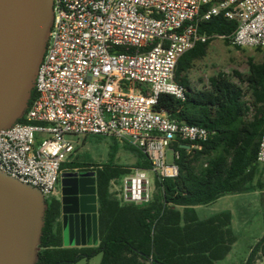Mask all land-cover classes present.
<instances>
[{
  "label": "built area",
  "instance_id": "obj_1",
  "mask_svg": "<svg viewBox=\"0 0 264 264\" xmlns=\"http://www.w3.org/2000/svg\"><path fill=\"white\" fill-rule=\"evenodd\" d=\"M214 1L53 0L35 98L23 123L0 131V172L37 188L45 200L56 198L61 175L71 171L63 166L76 151L69 138L109 137L141 151L151 165L149 172L133 169L121 180L119 200L149 203V173L178 175L171 146L200 145L209 136L155 110L161 95L185 99L175 69L185 53L210 39L199 33L200 24L222 15L236 23L231 46L264 49V0L210 6ZM256 163L264 165V132Z\"/></svg>",
  "mask_w": 264,
  "mask_h": 264
},
{
  "label": "trees",
  "instance_id": "obj_2",
  "mask_svg": "<svg viewBox=\"0 0 264 264\" xmlns=\"http://www.w3.org/2000/svg\"><path fill=\"white\" fill-rule=\"evenodd\" d=\"M223 1L215 0L210 6ZM235 29L236 23L222 15L202 22L199 33L210 39L185 53L175 69V82L186 90L185 99L161 95L155 107L179 123L204 128L209 135L207 141L171 146L178 154L173 161L178 175L172 179L154 177L156 192L144 205L124 204L111 192L113 182L130 175L133 169L151 170L144 153L129 147L138 155L134 166L95 167L97 247H64L61 204L55 198L46 200L37 264H72L98 255L100 264H217L230 255L238 241L232 229V214L226 211L200 220L195 207L254 190L251 183L259 167L256 156L264 132V49H259L262 62L249 60L247 75L236 73L238 83L219 75L209 80V86L196 89L189 72L195 62L207 56L214 39L222 38L230 45ZM34 98L33 91L29 105ZM23 122L24 119L19 121ZM117 150L115 145L113 154ZM63 168L83 167L75 159ZM260 260L264 261V236L251 247L243 264H257Z\"/></svg>",
  "mask_w": 264,
  "mask_h": 264
},
{
  "label": "water",
  "instance_id": "obj_3",
  "mask_svg": "<svg viewBox=\"0 0 264 264\" xmlns=\"http://www.w3.org/2000/svg\"><path fill=\"white\" fill-rule=\"evenodd\" d=\"M52 23L53 0H0V131L29 107ZM61 179L64 246L97 247L95 173ZM47 207L37 188L0 172V264H37Z\"/></svg>",
  "mask_w": 264,
  "mask_h": 264
},
{
  "label": "rangeland",
  "instance_id": "obj_4",
  "mask_svg": "<svg viewBox=\"0 0 264 264\" xmlns=\"http://www.w3.org/2000/svg\"><path fill=\"white\" fill-rule=\"evenodd\" d=\"M249 60L260 63L263 54L259 49H240L228 45L223 39L216 38L209 45L207 56L195 62L193 69L189 72L191 84L196 89L209 86V80L219 75L228 77L231 81L238 83L236 73L247 75L249 73ZM249 100V97L246 98ZM75 145V153L72 161L77 159L85 169L95 171V167L115 165L120 167H131L138 161V155L129 149L128 145L119 141L101 136H89L85 140L69 138ZM117 145L118 150L113 154V147ZM172 153L168 152V163L172 164ZM150 190L152 195L156 192L154 177L148 174ZM261 177V176H260ZM264 183V176L262 178ZM121 180L113 182L111 192L119 199ZM61 190V189H60ZM264 190L263 187L255 188L251 194L242 198H230L222 200L217 205L209 207H197V213L201 220L211 217L215 212L232 210L234 212V232L238 238L232 248L230 255L217 264H243L248 256L251 246L256 245L259 234L264 229ZM59 192V187L57 188ZM101 255L89 260L82 259L72 264H100Z\"/></svg>",
  "mask_w": 264,
  "mask_h": 264
},
{
  "label": "crops",
  "instance_id": "obj_5",
  "mask_svg": "<svg viewBox=\"0 0 264 264\" xmlns=\"http://www.w3.org/2000/svg\"><path fill=\"white\" fill-rule=\"evenodd\" d=\"M261 176V177H260ZM264 176V165L263 166H259L258 167V170L253 178V181L251 183L252 187H254V190L248 192V193H243V194H238V195H229V196H224L222 198H220L219 200H217L216 202H214L213 204H210V205H207L205 207H209V206H214V205H217L219 202H221L222 200H229L230 198H242L248 194H251L253 191H255V188H262L264 189V183L262 182V178ZM264 191V190H262ZM198 207H202V206H198ZM197 207H195V211H196V214L198 216V213H197ZM226 211H229L231 214H232V229H233V232H234V219H235V216H234V212L232 210H223V211H220V212H215V214H213L212 216L216 215V214H220L222 212H226ZM211 216V217H212ZM199 218V216H198ZM210 218V217H209ZM200 219V218H199ZM208 219V218H207ZM201 220V219H200ZM206 220V219H204ZM60 222H63V220L60 218ZM235 233V232H234ZM264 236V229L261 231V233L259 234V239L257 240V242H259V240ZM62 238H63V233H62ZM253 247V246H251ZM250 247V249H251ZM250 252V250H249ZM257 264H264V261L260 260L257 262Z\"/></svg>",
  "mask_w": 264,
  "mask_h": 264
},
{
  "label": "flooded vegetation",
  "instance_id": "obj_6",
  "mask_svg": "<svg viewBox=\"0 0 264 264\" xmlns=\"http://www.w3.org/2000/svg\"><path fill=\"white\" fill-rule=\"evenodd\" d=\"M92 172H94L95 173V179H96V172L95 171H92V170H90V169H85V168H76V169H73V170H71V171H69V172H66L67 174H71L72 175V178L74 179H80V178H83V177H85L87 174H89V173H92ZM64 174V173H63ZM62 180V179H61ZM61 180H60V182H59V185H58V187H59V192H57V195H56V198L55 199H57L59 202H60V204H61V200L63 199V196H62V193H61V190L60 189H62V187H61ZM97 195V194H96ZM62 207V206H61ZM63 216H62V214H61V219L63 220ZM61 223V229L63 230V226H62V222H60ZM63 245H64V241H63ZM65 247V246H64ZM66 248H76V247H66Z\"/></svg>",
  "mask_w": 264,
  "mask_h": 264
}]
</instances>
